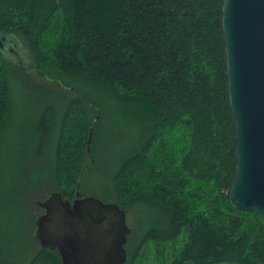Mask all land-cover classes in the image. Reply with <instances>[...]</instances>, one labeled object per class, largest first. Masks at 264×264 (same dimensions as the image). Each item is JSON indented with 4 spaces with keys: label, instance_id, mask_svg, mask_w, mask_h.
Returning <instances> with one entry per match:
<instances>
[{
    "label": "trees",
    "instance_id": "obj_1",
    "mask_svg": "<svg viewBox=\"0 0 264 264\" xmlns=\"http://www.w3.org/2000/svg\"><path fill=\"white\" fill-rule=\"evenodd\" d=\"M222 3L0 0V32L16 35L28 53L18 65L0 48V136L16 132L15 107L27 97L37 112L23 131L38 136V152L52 146L57 190L71 200L88 158L90 123L95 164L101 114L89 91L106 93L139 131L109 169L105 193L93 194L124 209L147 205L152 219L143 244H170V264H264V216L237 209L226 195L235 164ZM32 72L50 85L33 81ZM11 77L33 89L19 103ZM27 253L15 264H62L48 248ZM138 253L124 264H143L135 262Z\"/></svg>",
    "mask_w": 264,
    "mask_h": 264
},
{
    "label": "water",
    "instance_id": "obj_2",
    "mask_svg": "<svg viewBox=\"0 0 264 264\" xmlns=\"http://www.w3.org/2000/svg\"><path fill=\"white\" fill-rule=\"evenodd\" d=\"M222 28L235 164L226 195L237 209L264 216V0H223ZM13 38L22 45L16 35L0 32V48L10 53L16 45ZM92 136L90 123L86 140L90 163ZM84 168L71 200L59 190L36 200L43 211L35 215L31 237L40 247L55 251L62 264H124L131 230L126 210L117 202L84 193L80 189Z\"/></svg>",
    "mask_w": 264,
    "mask_h": 264
},
{
    "label": "rangeland",
    "instance_id": "obj_3",
    "mask_svg": "<svg viewBox=\"0 0 264 264\" xmlns=\"http://www.w3.org/2000/svg\"><path fill=\"white\" fill-rule=\"evenodd\" d=\"M13 41L16 42L14 38ZM15 44L9 54L19 65V61L25 62L28 53L24 51V46L19 45V41ZM26 76L22 77L25 83L29 80ZM29 76L39 84L50 85V82L36 72H32ZM10 83L16 93L17 103L21 102L25 94L28 95V92L33 90L29 86L25 88L14 77L10 78ZM55 88L61 89L58 86ZM103 94L97 90L89 91V97L94 98L100 107L101 125L98 132L96 131L93 146L95 164L86 171L80 186L84 193L94 196H97L93 194L95 192L100 195L105 193L103 189L104 186L108 187L106 177L109 169L122 155L124 147L129 148L132 145L131 135L139 131L135 121L125 119L121 111L122 106L119 108L116 101L109 100L106 93ZM45 100L52 101L57 106L61 105L60 101L53 97H45ZM32 102L34 103V100ZM29 106L26 97L18 104V108L15 107L18 110L14 112L15 117L11 120L16 124L14 127L16 132L11 135L9 129V132L6 130L7 133L0 136V264H15L17 260L24 259L26 252H29L27 256L31 255L39 247L31 237L34 216L40 213L36 200L58 189L52 171L54 164L52 146L44 145L42 151L38 152V136L30 138L28 132L23 131V128L27 129L28 125L33 123L31 117L37 112V110L35 113L30 112ZM57 109L61 116L62 109L60 107ZM93 115H96V111L90 110V117ZM126 209V222L131 228L126 242L129 251V254L126 251V258L138 249L136 263L170 264L176 252L171 249L170 244L165 243L156 247L152 239H148L143 244L144 234L151 225L150 208L145 204H133ZM175 246H178V243Z\"/></svg>",
    "mask_w": 264,
    "mask_h": 264
},
{
    "label": "flooded vegetation",
    "instance_id": "obj_4",
    "mask_svg": "<svg viewBox=\"0 0 264 264\" xmlns=\"http://www.w3.org/2000/svg\"><path fill=\"white\" fill-rule=\"evenodd\" d=\"M12 48L11 47H8V50H11ZM19 62H21V61H19ZM73 90H75L74 88H73ZM77 93H78V90H75ZM90 161H91V157L89 156V154H88V161H85L84 162V167L87 169L88 167H91L92 166V164L94 163H90ZM40 209V213L43 211V209L42 208H39ZM34 220H35V216H34ZM33 225H34V223H33ZM34 229H35V225L33 226V229H32V231H31V233L34 231ZM33 240V239H32ZM34 241H36V240H34ZM38 244H39V242L38 241H36Z\"/></svg>",
    "mask_w": 264,
    "mask_h": 264
}]
</instances>
